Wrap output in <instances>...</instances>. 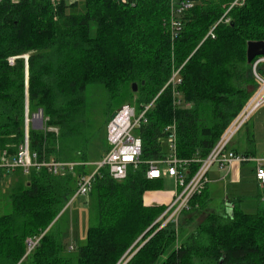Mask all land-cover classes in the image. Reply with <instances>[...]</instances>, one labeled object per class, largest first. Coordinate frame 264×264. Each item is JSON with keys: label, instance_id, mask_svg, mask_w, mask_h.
Wrapping results in <instances>:
<instances>
[{"label": "trees", "instance_id": "16d2710c", "mask_svg": "<svg viewBox=\"0 0 264 264\" xmlns=\"http://www.w3.org/2000/svg\"><path fill=\"white\" fill-rule=\"evenodd\" d=\"M191 1L178 31L170 0L2 1L0 153L15 156L28 135L41 158L87 162L96 133L91 86L104 90L108 115L116 102L138 112L153 104L136 130L138 167L123 180L108 167L95 174L92 224L77 258L68 254L60 218L88 164L64 175L32 168L29 182L13 188L0 214V264H117L125 256L127 264H264V213L231 200L232 214L208 213L187 231L203 192L178 225L159 228L154 222L168 206L145 203L147 192L163 188V177L147 176V161L169 155L168 127L176 124V153L189 178L259 91L255 71L264 79V61L254 68L264 56L247 57L248 42L264 40V0ZM40 110L38 128L27 119ZM30 237L39 242L28 253Z\"/></svg>", "mask_w": 264, "mask_h": 264}, {"label": "built area", "instance_id": "2783aa9c", "mask_svg": "<svg viewBox=\"0 0 264 264\" xmlns=\"http://www.w3.org/2000/svg\"><path fill=\"white\" fill-rule=\"evenodd\" d=\"M3 0H0V4ZM18 1V0H12ZM68 3H73L79 0H64ZM193 6L191 0H170L172 27L173 31H178L181 27L179 17L189 8ZM210 34L215 37L213 30ZM259 61H264V57ZM179 71H176L172 76V83L176 84L181 81L178 76ZM257 78L264 83L255 71ZM179 91L174 89L175 103L178 100ZM153 103L145 106L138 112L132 104L126 103L117 109L107 122V139L109 150L103 156V160L97 163V169L93 172L82 173L78 176V187L72 198L88 195L92 190L95 174L100 168L108 167L111 176L116 180H123L127 177L130 167H138L141 162L142 154V139L136 134V130L143 122L147 121L146 113ZM264 104V89H260L251 99L242 113L227 129L218 143L212 149L210 154L203 160L199 169L188 178L185 173V162L178 158L176 153V124L173 123L168 127L170 135L168 137L170 153L167 157L147 161L149 178H160L163 176L173 177L179 191H176L173 200L167 205V209L158 217L154 224H159V228L164 227L172 222L178 225L183 213L190 209L192 199L202 193L209 182L208 173L212 165L217 163L221 169H228L234 160L253 161L256 164V177L262 187H264V158L251 155L238 154L230 148V143L236 133L247 122L251 114L261 105ZM34 119L43 120V113L40 110L35 114ZM88 164L81 161H65L55 158H41L36 152L31 151L29 146L28 135L24 144L21 145L19 152L10 157L5 151L0 156V177L5 170L14 171L23 169L29 172L32 168H45L48 172L55 175H64L69 172L75 173L80 165ZM28 253L31 252L39 242V238H28ZM130 257L122 258L117 264H127Z\"/></svg>", "mask_w": 264, "mask_h": 264}, {"label": "rangeland", "instance_id": "374dc122", "mask_svg": "<svg viewBox=\"0 0 264 264\" xmlns=\"http://www.w3.org/2000/svg\"><path fill=\"white\" fill-rule=\"evenodd\" d=\"M260 89H264V83H262ZM118 105L119 102L114 103L113 108L119 109L121 106L119 107ZM87 107L90 121L93 124L94 129L96 130L95 136L89 142L88 146V165L86 169L91 173L95 169H97V163L103 160V156L107 152V122L115 111L112 114L108 115L107 112L109 111V105H107L104 90L96 85L91 86L88 91ZM34 118L35 115H32L31 117H28L27 120L29 121V123H31V125L34 123L36 127L41 128L43 126L42 120H36ZM252 124L255 128V135L258 143L257 153L259 157H262L264 153V105L254 114L248 126H246L245 129H243L239 134L236 135L235 140L243 142L246 139L247 127L250 128V125ZM164 147L166 150H168L169 143L164 142ZM211 169H218V164L215 163L214 165H212ZM5 172V177L0 180V183H3L0 186V214H4L8 211L7 200L10 192L13 190V185L10 182L11 176L13 177V175H19L18 173H14L15 171ZM10 173L14 174L11 175ZM23 177L29 179V173ZM163 183V188L158 190L163 191L164 193H170L173 190L179 191L181 189V187H178L176 185L175 179L173 178L163 177ZM261 189L263 190L260 192V194L262 195L264 194V187H262ZM259 201L264 205V202L261 200L260 196L257 197V202ZM252 202V200L244 201V203L241 205L242 209L250 213L258 212L257 208L254 209L255 206ZM205 215L206 211H191L188 217V224L186 225L187 231H191L197 225V222L203 220L207 216ZM192 217L193 219H191ZM91 224L92 211L88 195H81L72 198L61 213L60 225L61 230L65 235L66 242L69 246L68 254L71 255L74 259L77 258L79 247L87 242L88 229ZM72 246H75V249L73 248L74 250L70 249Z\"/></svg>", "mask_w": 264, "mask_h": 264}, {"label": "crops", "instance_id": "0c3cea01", "mask_svg": "<svg viewBox=\"0 0 264 264\" xmlns=\"http://www.w3.org/2000/svg\"><path fill=\"white\" fill-rule=\"evenodd\" d=\"M263 105L258 107L251 114L247 122L241 127V129H239L236 135L239 134L243 129H245L246 126H248L254 114ZM27 122L29 123V121ZM251 133H253L254 136H252ZM236 135L234 136V138L230 143V148L232 150H234L238 154H244L248 152L249 155L251 156L259 157L257 153L258 143L256 140L255 128L253 124L250 125V128L247 127L246 139L243 142L236 141L235 140ZM2 154L3 153H0V156ZM262 158H264V153L262 155ZM5 171L0 177V180L5 177V173H6ZM14 171H15L14 173H18L19 175L18 176L13 175V177L11 176L10 182L12 183L13 188L21 185H25L29 182V179L23 177L29 172H26L21 168L19 170L17 169ZM7 172H12V171H7ZM14 173H10V174L12 175ZM163 177H169V176H163ZM208 177H209V182L207 184L206 189L203 191V195L201 197V199L203 200L204 207L200 210V212L206 211V215L211 212H223L230 215L232 214L234 209V204L230 202L231 200H234V202L238 201L240 207L244 203V201L252 200L253 201L252 203H254L255 206L254 209L257 208L258 212L264 213V205L261 204L260 201L257 202L258 196H260L261 200L264 202V194L262 195L260 194V192L263 190L261 189L262 186L260 185L256 177V164L253 161L234 160L228 169H221L218 165V169L210 168ZM1 184L3 183H0V186ZM175 193L176 190H173L170 193H164L163 191H159V190L149 191L145 194V203L148 205L150 204L169 205V203L173 200ZM74 247L75 246H72L70 249H73Z\"/></svg>", "mask_w": 264, "mask_h": 264}, {"label": "water", "instance_id": "95a60500", "mask_svg": "<svg viewBox=\"0 0 264 264\" xmlns=\"http://www.w3.org/2000/svg\"><path fill=\"white\" fill-rule=\"evenodd\" d=\"M257 56H264V40L249 41L247 46L248 62L251 63ZM134 91H137L138 85L134 83Z\"/></svg>", "mask_w": 264, "mask_h": 264}]
</instances>
